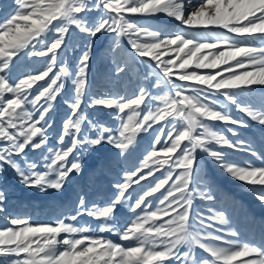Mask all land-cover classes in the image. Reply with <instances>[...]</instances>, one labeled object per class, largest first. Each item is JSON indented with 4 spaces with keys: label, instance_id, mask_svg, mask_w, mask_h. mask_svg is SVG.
Segmentation results:
<instances>
[{
    "label": "snow or ice",
    "instance_id": "6c2138e0",
    "mask_svg": "<svg viewBox=\"0 0 264 264\" xmlns=\"http://www.w3.org/2000/svg\"><path fill=\"white\" fill-rule=\"evenodd\" d=\"M14 5L0 20V174L10 169L25 187L59 192L83 171L86 152L106 144L126 156L141 132L160 127L139 163L113 184L109 202L88 206L80 195L70 215L73 222L82 215L102 220L99 231L134 244L86 235L87 225L65 222L67 217L37 223L10 216L0 226V264H264V245L240 240L230 227H216L229 225L224 211L210 207L207 215L192 214L196 196L215 200L196 174L198 152L231 178L256 188L255 198L264 204V155L216 128L217 123L248 126L229 105L264 126V103L252 106L245 100L253 86H264V0H14ZM92 12L98 15L90 21ZM159 14L209 36L162 33L129 18ZM71 26L90 38L114 35L117 55L126 39L133 60L145 66L144 81L151 84L129 95L90 93L91 43L75 73L61 56ZM22 53L45 59L35 71L13 77V63ZM128 67L120 58L115 73ZM69 79L73 96L65 103L70 112L52 146L48 114ZM86 95L88 108L111 110L116 124L89 118L82 108ZM227 131L238 135L236 128ZM225 147L245 151L261 164L230 161L218 150ZM5 200L0 189V212ZM118 205L131 214L123 226L115 223ZM195 249L204 254L198 256Z\"/></svg>",
    "mask_w": 264,
    "mask_h": 264
},
{
    "label": "rangeland",
    "instance_id": "374dc122",
    "mask_svg": "<svg viewBox=\"0 0 264 264\" xmlns=\"http://www.w3.org/2000/svg\"><path fill=\"white\" fill-rule=\"evenodd\" d=\"M196 2L197 0H192L193 4ZM14 6V0H0V20L5 17L6 13L12 11ZM87 15L89 20L92 21L97 18L98 14L92 12ZM129 18L138 23L148 25L153 29L160 30L162 33L184 31L198 38L209 36L208 33L202 31H190L186 26L164 14L156 16H130ZM89 42L91 43V59L88 69L90 93H119L129 95L139 85L144 84L145 86H149L151 84V80L144 81L145 66L133 60L131 49L126 39L120 41L119 55H117L112 51L114 35L98 34L97 37L90 38L74 26L70 27L69 33L65 38L66 46L61 50V56L72 73H75L77 60ZM120 58H126L129 67L125 73L117 75L115 73V62ZM44 59L42 57H28L22 53L13 63L11 70L13 77H19L26 72L35 71L42 66ZM152 91L153 94H162L160 89H152ZM72 96L73 86L69 79L66 81L65 89L57 98V101L54 102L53 108L48 114V117L52 121V128L49 130V142L52 146H55L56 136L61 131L62 121L70 112L65 100H70ZM245 100L252 106H259L264 103V86H253L250 93H245ZM87 104L88 95L84 98L82 108L89 118L95 117L97 120L109 125L116 124L111 110L88 108ZM228 110L234 116L246 120L248 126L237 127L235 125L217 123L216 128L233 141H247L252 149L264 155V126L252 121L244 113L237 111L235 106L229 105ZM159 127L160 125L157 124L148 132H141L126 156H119L118 150L106 144L86 152L82 157L83 171L79 175L73 174L64 189L59 192L51 189L40 191L37 188L25 187L10 169L0 174V189L6 195L4 211L0 212V226H4L10 216H28L31 217L30 222L37 223H50L57 220V218L65 217H67L65 222H73L70 220V215L75 214V207L80 195L84 196L88 206L92 204L103 205L109 202L115 195L113 184L117 180L122 179L127 169L133 168L139 163L142 155L149 149L151 141ZM228 128H236L238 135L233 136L227 131ZM212 147L217 146L212 145ZM218 150L227 153V158L230 161L239 164L245 161H252L257 166L261 164L260 159L251 156L245 151H234L227 147L218 148ZM29 155L33 156L35 154L29 152ZM196 174L202 177L204 183L211 188L215 200L208 202L196 196L192 205L193 216L197 212H203L207 215V210L210 207L217 211L222 210L229 218L230 223L227 226L217 224V228L230 227L240 234V240L264 245V204H261L255 198L254 192L256 188L247 186L231 178L230 175L202 152L197 153ZM155 175L159 177L161 173L157 172ZM152 179L154 177L149 178V180ZM142 183L147 187V181ZM135 187L137 191L140 190V186L137 185ZM155 195L159 197L160 193H156ZM155 203L154 201L153 206H155ZM115 216L116 225L123 226L131 214L128 212L126 205H118ZM73 223L78 226L87 225L90 231L85 233L86 235L103 236L125 245L134 244V241H121L111 231H99L103 221L93 219L91 216L82 215ZM63 235L61 234L62 237ZM195 252L198 256L204 254L199 249H195Z\"/></svg>",
    "mask_w": 264,
    "mask_h": 264
}]
</instances>
